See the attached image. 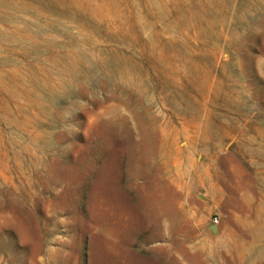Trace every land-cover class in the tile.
Here are the masks:
<instances>
[{
	"label": "rangeland",
	"instance_id": "1",
	"mask_svg": "<svg viewBox=\"0 0 264 264\" xmlns=\"http://www.w3.org/2000/svg\"><path fill=\"white\" fill-rule=\"evenodd\" d=\"M263 2L0 0V264H264Z\"/></svg>",
	"mask_w": 264,
	"mask_h": 264
},
{
	"label": "bare ground",
	"instance_id": "2",
	"mask_svg": "<svg viewBox=\"0 0 264 264\" xmlns=\"http://www.w3.org/2000/svg\"><path fill=\"white\" fill-rule=\"evenodd\" d=\"M260 1V0H259ZM242 2H244V1H242ZM264 3V2H263ZM261 4V3H260ZM247 5V4H246ZM249 5H252V4H249ZM249 5H247V6H249ZM252 7V6H251ZM256 7V6H255ZM260 7V6H259ZM261 8V7H260ZM245 9H247V8H245ZM252 9V8H251ZM253 10H254V8H253ZM256 10H258L257 8H256ZM249 11V10H248ZM251 11V10H250ZM257 12V11H256ZM258 12H259V10H258ZM249 13V12H248ZM244 14V13H243ZM251 14V13H250ZM254 14V13H253ZM7 37L5 36V35H0V39H6ZM10 38V37H9ZM105 57V56H104ZM85 59H91L92 58V56H85L84 57ZM94 58V57H93ZM92 58V59H93ZM99 59L100 58H97V60L99 61ZM110 60V59H109ZM94 61V60H93ZM76 62H77V58L75 57V56H72V55H67V56H64V57H62V58H60V59H57V60H54L51 64H50V66H51V68L53 67V68H62V67H64V68H62V69H66V70H68V71H72V69L74 68V66H75V64H76ZM100 62V61H99ZM105 62V61H104ZM111 62V61H110ZM94 63H95V61H94ZM82 66V65H81ZM75 70V69H74ZM73 70V71H74ZM76 72V71H75ZM82 73H84V72H82ZM82 73H81V75H82ZM77 75H78V72L76 73ZM28 77V76H27ZM31 77V76H30ZM62 78V77H61ZM70 78V77H69ZM33 79L34 78H32L31 79V81H33ZM36 82V81H35ZM37 83V82H36ZM42 86H43V84H42ZM45 89V88H44ZM42 91H43V89H42ZM52 91V90H51ZM49 92V91H48ZM44 93V92H43ZM56 94V93H55ZM59 95H60V93H58ZM58 95V96H59ZM51 96V95H50ZM53 100V99H52ZM61 99H59V101H60ZM55 104V103H54ZM230 198V197H229ZM232 203V202H231Z\"/></svg>",
	"mask_w": 264,
	"mask_h": 264
},
{
	"label": "water",
	"instance_id": "3",
	"mask_svg": "<svg viewBox=\"0 0 264 264\" xmlns=\"http://www.w3.org/2000/svg\"><path fill=\"white\" fill-rule=\"evenodd\" d=\"M214 233H216L217 232V227H212V229H211Z\"/></svg>",
	"mask_w": 264,
	"mask_h": 264
},
{
	"label": "built area",
	"instance_id": "4",
	"mask_svg": "<svg viewBox=\"0 0 264 264\" xmlns=\"http://www.w3.org/2000/svg\"><path fill=\"white\" fill-rule=\"evenodd\" d=\"M215 223H218V220H215Z\"/></svg>",
	"mask_w": 264,
	"mask_h": 264
}]
</instances>
